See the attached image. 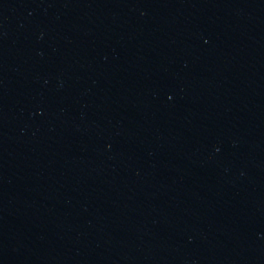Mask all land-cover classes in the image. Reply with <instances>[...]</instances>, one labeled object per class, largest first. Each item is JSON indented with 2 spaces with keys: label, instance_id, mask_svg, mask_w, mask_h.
<instances>
[{
  "label": "water",
  "instance_id": "water-1",
  "mask_svg": "<svg viewBox=\"0 0 264 264\" xmlns=\"http://www.w3.org/2000/svg\"><path fill=\"white\" fill-rule=\"evenodd\" d=\"M0 264H264V0H0Z\"/></svg>",
  "mask_w": 264,
  "mask_h": 264
}]
</instances>
